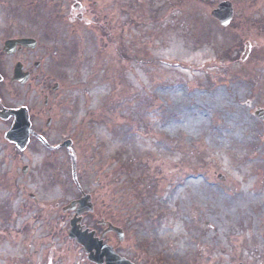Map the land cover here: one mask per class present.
<instances>
[{
  "label": "rangeland",
  "instance_id": "obj_1",
  "mask_svg": "<svg viewBox=\"0 0 264 264\" xmlns=\"http://www.w3.org/2000/svg\"><path fill=\"white\" fill-rule=\"evenodd\" d=\"M76 1L51 7L59 43L78 37L80 62L53 110L33 84L0 94L4 105L34 111L51 146L72 140L80 185L96 207L86 225L98 234L99 219L121 227L124 239H107L137 264H264V119L256 115L264 109V0H230L227 28L211 15L219 0H135L127 12L110 10L105 25L102 16L76 21ZM10 127L0 119V216L13 224L0 229V264H92L67 238L72 214L61 212L81 194L69 152L32 138L19 154L7 146Z\"/></svg>",
  "mask_w": 264,
  "mask_h": 264
},
{
  "label": "flooded vegetation",
  "instance_id": "obj_2",
  "mask_svg": "<svg viewBox=\"0 0 264 264\" xmlns=\"http://www.w3.org/2000/svg\"><path fill=\"white\" fill-rule=\"evenodd\" d=\"M111 1L101 0V4L97 5L99 13L108 9ZM51 4L52 0H0V72L4 74L2 82L10 79L9 72L16 63L24 65L30 80L40 82L45 77L46 71L43 72L41 61L45 53L38 50H43L48 43H52ZM12 40L15 41V47L12 54H8L3 47L7 41ZM20 41L23 43H18ZM41 92L45 95L47 93L45 88Z\"/></svg>",
  "mask_w": 264,
  "mask_h": 264
},
{
  "label": "water",
  "instance_id": "obj_3",
  "mask_svg": "<svg viewBox=\"0 0 264 264\" xmlns=\"http://www.w3.org/2000/svg\"><path fill=\"white\" fill-rule=\"evenodd\" d=\"M229 14H231L230 11H228L227 15ZM16 77L21 78L22 74L17 72ZM11 114L15 115L16 121L12 130L8 133V138L16 141L22 148H24L29 140V122L27 111L26 109L21 108L17 110L7 109L0 112V115L4 118H8ZM67 144L70 145V142ZM75 209L77 214L71 220L72 230L70 232V238L78 239L88 252L89 259L91 261L96 262L97 264H102L104 263V257H106V264H133L129 260L117 255L113 247L104 245L103 241L95 237V231L89 232V230H82L83 226L80 224L82 216L78 215L86 212H92L94 210V205L91 201L90 195L84 194L82 198L72 201L64 208V211ZM112 230L115 231L121 239H123V233L119 228L110 225L107 232Z\"/></svg>",
  "mask_w": 264,
  "mask_h": 264
},
{
  "label": "bare ground",
  "instance_id": "obj_4",
  "mask_svg": "<svg viewBox=\"0 0 264 264\" xmlns=\"http://www.w3.org/2000/svg\"><path fill=\"white\" fill-rule=\"evenodd\" d=\"M174 60H175V59L171 57L169 61H170L171 63H173V62H175Z\"/></svg>",
  "mask_w": 264,
  "mask_h": 264
}]
</instances>
